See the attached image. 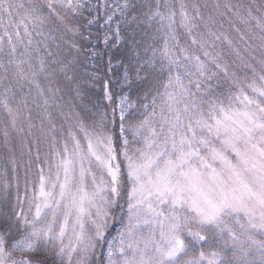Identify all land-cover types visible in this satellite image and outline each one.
<instances>
[{"label":"snow or ice","instance_id":"1","mask_svg":"<svg viewBox=\"0 0 264 264\" xmlns=\"http://www.w3.org/2000/svg\"><path fill=\"white\" fill-rule=\"evenodd\" d=\"M127 6L125 4V7ZM23 7V4L13 3L12 0H0V29L3 30V35H0V51L3 50L6 39L10 54L15 53L17 44L13 42L14 39L23 43L21 26L26 35H31L25 20L43 24L55 16L63 23L64 17L57 8L76 14L85 5L83 0H45L43 5L30 4L19 22H14L15 10ZM45 9L47 14H44ZM175 15L174 11H170L165 17L157 11L153 18L159 16L161 20L167 19L171 39L178 42L179 38L174 29ZM180 15L181 25L189 34L191 43L203 47L204 42L191 35L196 25L192 23L193 18L184 10L183 4ZM243 22H254V26L261 33L260 47L264 49V13L254 16L249 10ZM31 43L29 39L28 44ZM180 51L184 52V59L194 61L196 75L204 77V81L195 82L194 86L198 91L201 89V83L218 76L219 73L212 71L208 62L201 60L200 56H189L187 49ZM164 55L170 64L180 66L175 52L168 47L167 42ZM203 55L219 72L227 76V67L216 63V57L210 56L208 52ZM25 63V60L13 59L7 62L8 65L15 66L14 74L21 78L27 75L23 67ZM248 67L253 72L252 82L232 79L236 91L224 100L211 96L207 100L198 98L184 86L177 72L165 86L163 96L167 114L164 109L161 110L159 131L147 118L134 129V136L144 143L142 149L136 150L135 156L128 154V140L124 138L123 157L127 162L126 175L131 185L127 189L128 224L126 231L120 233L118 243L113 241L108 244V264H116L112 259L115 254L121 257L122 264H228L225 261V253L219 251H212L206 256L204 251L200 250L198 258L186 259L190 252L202 249L204 244L216 237L222 241L225 252L231 249L233 257H237L239 253V264H255V260L246 259L254 253L259 254V264H264V75L257 73L256 68L251 65ZM0 69L4 73L10 71L4 64H0ZM44 70L41 61L40 71ZM260 72L264 73V58L260 60ZM186 74L193 75L191 72ZM31 75L32 82L36 83L42 93L43 90L39 89V84L34 79L36 73ZM173 79L180 85L178 94L168 90L172 87ZM193 83L189 80V84ZM120 104L122 134L125 131V110L131 105L127 103L126 96L121 98ZM5 107L7 108V104ZM8 112L13 115L11 109H8ZM12 126L16 127L15 115ZM4 135L7 137L8 133L5 132ZM84 136L86 146L82 147L80 140L73 134L72 148L69 149L65 143L63 154L56 153L58 163L55 179L46 177L43 175V169H40L39 190L35 197L40 203L36 204L32 220L23 218V223L30 227L31 231L20 239L13 240L9 245L11 225L6 220H0V228L3 229L0 231V264H7L8 261H12V264H34L35 255L41 251L42 240L47 242L57 238L63 239L69 228L73 209L77 215L72 228L80 229L77 241L84 244L82 250L87 253L95 250L97 246L103 247L111 210L116 208L121 195L120 164L117 162L111 135L84 131ZM217 143L220 148L215 146ZM227 153H231L232 157ZM93 164L107 172L110 183H95ZM217 164L219 168L216 167ZM88 177H91L95 186L92 192H89L86 186ZM57 189L59 199L56 198ZM105 193H109L110 197ZM98 200L103 206H97ZM61 202H65L67 210L64 212L63 223L59 225V232H55L56 214ZM86 205L96 208L98 219L92 221L95 239H89L85 244L82 217L88 213ZM165 207L168 209L167 213L164 211ZM45 209L52 213V222L38 227ZM142 215L148 218L142 219ZM16 219H21V215H17ZM142 226H149V234L147 237L136 239L135 235ZM157 228L159 239L155 231ZM257 234L261 238L258 239ZM9 247L11 252L7 251ZM17 250L31 255L23 256L19 261L12 260V252ZM63 251L61 248L60 252ZM72 251H76V248L73 247ZM35 264L46 262L41 260ZM82 264H86V260Z\"/></svg>","mask_w":264,"mask_h":264},{"label":"rangeland","instance_id":"2","mask_svg":"<svg viewBox=\"0 0 264 264\" xmlns=\"http://www.w3.org/2000/svg\"><path fill=\"white\" fill-rule=\"evenodd\" d=\"M230 1L83 0L85 7L76 14L63 8H57L60 15L64 17V22L61 23L55 16H52L50 18L51 21L49 19L51 23L48 24H56V26L50 25L47 28V31L51 35L46 40L51 43L52 47L64 52L67 66L63 70L65 71L63 82H66L65 86H71V88H64L63 92L58 90V88H54L56 85L53 80L51 81L50 77L44 76V78H37V63L40 64L41 68L42 61L40 60V48L37 44L38 33L35 31L33 33L34 26L29 24L28 21L30 20H25V23L29 25L28 32L31 33L30 38L34 39L35 44L31 40L32 43L28 46L26 43L21 44L14 39L13 42L17 44V48L26 51L25 55H23L25 58H21V60L27 61L23 65L27 75L23 78L13 75L12 79H16L11 81L12 83H16L17 80H20L21 87L24 90L17 96L0 82L1 147L4 145L8 154H6L8 158L7 164L0 167V220H6L11 225L12 231L8 239L9 245H11L13 240L20 239L31 231V228L23 223V218L32 220L36 211V204L40 203L38 199H35L39 190L40 169H43V175L46 177L51 176L55 179L57 172L56 165L58 163L56 153L61 152L63 154V146L65 143L68 144L69 149L72 148L73 134L80 140L81 146L84 147L86 146L84 131H88L89 133L103 132L113 137L117 162L120 164L119 179L121 182V195L116 208L111 210L112 215L108 220L109 226L105 232V239L102 242L103 247L97 246L95 250L87 253L82 250L84 244H79L77 241V235L80 233V229L79 227L75 230L72 228V224L75 223L77 215L76 210L73 209V214L69 218V228L63 239L57 238L47 242L42 240L40 242L41 251L35 255L34 264L37 260L44 261V259L46 264H54L55 260H60L62 264H82L85 260L86 264H108V244L113 241L118 243L120 233L126 231L128 224L127 189L131 185L126 175L127 162L123 157V149L125 147L123 140L124 138L128 140L126 146L128 154L135 156L137 154L136 150L142 149L144 143L143 140L134 136V129L147 118L152 126L156 127L157 131H159L161 110L164 109L165 114H167V106L164 104L165 97L163 94L170 77H174L178 72L184 86L188 87L198 98L207 100L211 96L212 98L224 100L230 93L236 91L232 84V79L239 82H252L253 72L248 65L256 68L257 73L264 75V73L260 72V60L264 58V49L261 47L260 49L254 48L259 42L261 45L259 38L261 33L258 28L251 27V24H247L248 28L251 27L250 30L252 33L246 36L247 27L243 20L247 18L249 10L245 8L244 2H240L236 8L234 6L225 7ZM19 2L17 1V4ZM44 3L45 0H28L23 4V8L17 9L18 15L14 14V22H19L28 10L30 4L43 5ZM125 4L129 5L128 9H124ZM181 4L184 5V10L188 12L189 16L193 18L192 23L196 25L191 35L195 36L197 40L203 41V47L193 45L189 34L182 27V17L180 15ZM217 5H219V8H217ZM157 11L165 17L169 15L170 11L176 13L174 29L175 35L179 39L178 42L174 41L175 45H191L192 47L189 46L183 49L188 50L189 56L197 55L200 56L201 60L205 58V61L207 57L203 53L208 52L210 56L216 57V63L227 67V76L223 72L219 73L212 80L201 83V89L198 91L194 86L195 82L204 81V77L196 75V68L193 66L194 61L190 62L184 59V54H181L183 56L179 61V67L177 64H174L171 65L172 70L164 71L161 69L155 72L152 67L148 66L149 68L147 69V66L143 65L131 77L130 82L124 81L123 75L118 74L117 69H114V60L116 58L111 53L114 51L118 57L119 54L125 55L124 58L128 57L130 50L135 47L137 38H139L134 30L135 28L139 29L141 27L140 32H142L144 28L148 29L151 27L155 35L160 30L162 31L161 27H164V33L166 32L171 36L168 27L169 21L167 19L161 20L159 16L153 18V14ZM252 14L255 15L254 12ZM109 17H111V20H109ZM4 20L5 22L7 21V16L4 17ZM89 21L92 22L89 23ZM208 26L211 28L222 26V31L208 29ZM233 27H235L236 31ZM72 30H74V33L76 30L83 33L80 36L82 41L81 43L79 40L80 45L74 41L75 37L73 36ZM20 31L21 34H25L22 32V26ZM0 35H3L2 29H0ZM216 37H219V39H216ZM24 41H28V39L25 38ZM214 41H217L216 44L213 43ZM139 42L136 47L140 44ZM223 42L226 46L223 45ZM67 45L68 47H66ZM170 46L168 45V47ZM7 47L9 46L5 39L3 50L0 51V54H8L6 51ZM164 48L165 45L163 47L157 46L153 50V54L155 55L156 52L161 50V56L167 59L164 55ZM90 53L93 56L92 61L87 59ZM181 53L184 52L181 51ZM11 55L13 56V60H17L16 53H12ZM146 55H149L148 48L142 51L138 57L142 61ZM248 56H251V59ZM84 57L87 61L84 60ZM175 58H177L176 53ZM126 60L129 62L128 58ZM60 63L63 64L62 62ZM208 64H210L211 70L214 71L212 67L215 66L211 62ZM43 65L44 71L51 72L45 66L46 64L44 62ZM1 72L2 69H0ZM33 72L36 73L34 79L38 82L39 89L43 90L42 93L33 87H25L29 85L36 88V83L32 82L33 77L31 73ZM186 72H191L193 75L188 76ZM0 75L3 79V75ZM41 79L44 81V88L41 85ZM189 80H192L194 83L189 84ZM134 90L137 93H134ZM168 90L174 94H178L180 92V85L173 79L172 87ZM133 94L136 95L133 96ZM125 96L127 97V103L131 107H126L123 120L125 131L121 134L120 100ZM177 98H180L179 95H177ZM154 100L155 103H153ZM5 104H7V108ZM58 104H63V110L59 114V119L64 122H69V127L64 131L59 130L60 128L58 126H53L47 134L48 139L43 140L45 136L42 133L41 125H39L41 115H45V118H48V113H50L51 108ZM74 105H79V111L74 110ZM8 109H11L13 115L16 117V127L12 126L13 115L9 114ZM57 112L60 113L58 107ZM154 112L155 115H153ZM86 122H91L92 124ZM17 129L21 130L18 131ZM52 130L60 131L61 139L53 138L51 136L53 134ZM5 132L8 133L7 137L4 135ZM146 134L147 132L145 131ZM215 146L217 148L221 147L219 143ZM227 154L230 158L232 157L231 153ZM34 166L38 168L35 175H33ZM216 167L219 168V165L217 164ZM92 172L96 175V184L101 183V181L110 183V177L107 172L99 169L95 164H93ZM62 180L63 175L61 174ZM86 186L89 192L94 191L95 186L91 177L87 178ZM56 192V198L59 199V189ZM105 195L110 197L109 193H105ZM17 196L19 200H17ZM64 204L65 202H61V206L57 210L56 223L54 225L55 232H59V225L63 223L64 212L67 210ZM96 204L97 206H103L99 200L96 201ZM86 208H88L90 215L86 213L82 217L85 244L89 239H95V229L92 221L98 219L95 207L86 205ZM164 211L167 213L168 209L165 207ZM17 215H21V219L17 220ZM147 218L142 215V219ZM51 222L52 213L45 209L38 227ZM0 231H3V229L0 228ZM155 231L157 232V239H159L158 228ZM148 234L149 226H142L136 233L135 238L139 239L141 236L147 237ZM257 238H261L259 234H257ZM125 242L127 243L128 240ZM73 247L76 248V251H72ZM61 248L64 249L63 253L60 252ZM200 250H203L206 256L212 251L224 252L225 261L228 264H239L237 259L239 253H237V257H233L231 249L225 252L222 241L218 237L212 238L207 244L203 245L202 249L190 252L189 257H186V259L198 258ZM7 251L11 252L12 250L9 247ZM26 255L31 254L22 253L18 250L14 251L12 252V260L19 261ZM258 256V253H254L253 256L246 259L255 260V264H259ZM112 259L116 264H122L121 257L118 254L113 255ZM209 259H211L210 256ZM7 264H12V261H8Z\"/></svg>","mask_w":264,"mask_h":264},{"label":"trees","instance_id":"3","mask_svg":"<svg viewBox=\"0 0 264 264\" xmlns=\"http://www.w3.org/2000/svg\"><path fill=\"white\" fill-rule=\"evenodd\" d=\"M17 1H20L18 4H25L28 0H12V2L16 3V4H17ZM240 2H244L245 3V8H247L248 10H251L252 12H254L255 13L254 16H260L262 13H264V0H231L230 3L228 4V6L229 7H233L234 6V8H236V6ZM128 6L125 7L124 9H128ZM16 13H17V9L15 10L14 14L17 15ZM44 14H47V10H44ZM13 20L15 21V19H13ZM50 21H51V19H50ZM50 21L47 20L43 24H39L38 22H35V21H28L31 26H34V30H32L33 33H34V31L38 33L37 44H38V47L40 48L39 53H40V56H41L42 59L40 57L39 58H40V60H42L44 62V64H46L45 66L48 67V70L51 71V72H46V71L42 72V71H40V64L37 63V66H38L37 67L38 68L37 78H41V77L44 78V76L50 77L51 81L53 80L54 84L56 85L54 88H58V90L63 92L64 88H69V87L71 88V86H65L66 82H63L64 81L63 77L65 75L64 74L65 71H63V70H65V68L67 66V63L65 61L66 59L64 58L65 57L64 56V52L62 50H60V49L59 50L55 49L54 47H52L51 43L46 40L51 35L47 31V28L50 25L51 26H56V24H48V23H51ZM246 27H247V30H246V36H247V35H250L252 33L250 29H251V27H255L254 26V22L251 23V27L248 28L247 24H246ZM140 28L139 29H137V28L134 29L135 32L137 33V36L139 37V38H137V43L140 40H141V42H139L140 44L138 45V47H136L137 43H135L136 44L135 47L130 50V53L128 54V57H126V58L129 59V62H127L126 58H124L125 55H123V54L120 55L119 54V52L122 49L118 52L119 57L115 54L114 51H113L114 53L113 52L111 53V55L114 56V58H116V60H114V63H115V68L114 69L115 70L117 69L118 74L123 75L124 81L125 80L129 81L131 79V77L133 75H135L140 68L143 67V65L147 66V69L149 67H152L155 72H158L161 69L164 70V71H169V70L173 69V68H171L172 67L171 65H174V64H170V62L167 59H164V57L161 56V54H162L161 50L156 52L155 55L153 54V50L155 48H157V46L158 47H163L165 45V43L167 42L168 45H171L169 48L172 49L173 52L176 51L175 53H176L177 58H178L179 61L182 59V56H183L181 54H184V53H181L180 49H183V48H186V47H189V46L192 47L191 45H187V44L183 45V46L175 45V47H173V44H175V43H174V41L171 40V36L168 33H166V32L164 33V27H161L162 31L160 30L155 35H154L151 27H149L148 29L143 27L144 29H143L142 32H140ZM233 28L235 30V27H233ZM208 29H217L218 31L221 32L222 31V26H217V27H214V28H211V27L208 26ZM165 30H167V29H165ZM72 32H73V36L75 37L74 41L78 45H80V41H81V37L80 36L83 33H81V31H79V30H76L75 33H74V30H72ZM30 37H31V35L28 36L26 34H21V38L23 40V43H26L28 46H29L28 41H24V40H25V38H27L28 40L31 39L33 41L34 39H32ZM216 42L217 41H214L213 43L216 44ZM81 43H82V41H81ZM33 44H35L34 41H33ZM223 45L226 46V44L224 42H223ZM99 46L101 47V45H99ZM66 47H68V45ZM147 48H148L149 55L148 56L146 55L145 58L141 61L138 56L140 55V53L142 51H145ZM254 48L255 49H260V42L256 46H254ZM96 50L98 51V49H96ZM6 51H7L8 54H0V64H4L7 67H9L10 71L5 74L3 72V70H2V72L0 74L3 75V79H2V76L0 75V82L3 85L7 86L8 90H10L14 95L19 96L22 93V90H24V88L21 87L20 80H17L16 83L15 82L14 83L11 82L12 80L16 79V78L12 79V76L15 75L14 74L15 73V66L7 64L9 59H13L12 58L13 56L10 54V48L9 47L6 48ZM25 52L26 51L16 47L15 53H16L17 60H21V58H25V56H23V55H25ZM57 53H61L63 56L62 57L56 56ZM248 58L251 59V56H248ZM87 59L89 61H92L93 56H92L91 53L88 55ZM203 59L205 61V58H203ZM84 60H86L85 57H84ZM60 62H62L63 64H61ZM209 67H210V64H209ZM212 68L214 69V71H216L218 73H222V72H219V70L216 69L215 67H212ZM4 79H7V80H4ZM42 79H41V85L44 88V81H42ZM25 87H33L34 89L38 90L37 85H36V88L34 86H29V85H27ZM133 92L137 93L136 90H134ZM135 95L136 94H133V96H135ZM132 98H134V97H132ZM38 99H40V98H38ZM57 107L60 109V113L57 112ZM62 107H63V104H58V105L53 106L51 108V110H50V113H48V118H45V115H41V120H40V124L39 125H41L42 133L45 136L43 140H47L48 139V135L47 134L50 132V129L53 126H58L60 128L59 130H64V131H65V129H67L69 127V122H64V121H61L59 119V114H61V112L63 110ZM79 109H80L79 105H74V110H78L79 111ZM46 119H48L47 122H46ZM86 123L92 124L91 122H86ZM52 132H53V134H51V136L53 138L61 139L60 131L52 130ZM1 142H2V139L0 137V167L1 166H5L7 164V162H8L7 150H6V148H4L5 147L4 145L1 147ZM47 148H46V150H47ZM1 149H3V150L1 151ZM37 169L38 168H36L34 166L33 175H35ZM54 264H62V263H61L60 260H55Z\"/></svg>","mask_w":264,"mask_h":264},{"label":"bare ground","instance_id":"4","mask_svg":"<svg viewBox=\"0 0 264 264\" xmlns=\"http://www.w3.org/2000/svg\"><path fill=\"white\" fill-rule=\"evenodd\" d=\"M56 56L62 57L63 55L61 53H57ZM44 261H45V259H44Z\"/></svg>","mask_w":264,"mask_h":264}]
</instances>
